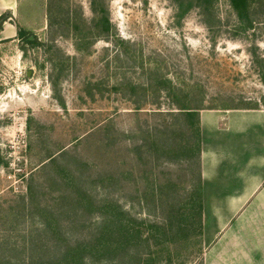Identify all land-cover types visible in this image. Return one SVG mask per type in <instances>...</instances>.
Returning <instances> with one entry per match:
<instances>
[{
	"label": "rangeland",
	"instance_id": "rangeland-1",
	"mask_svg": "<svg viewBox=\"0 0 264 264\" xmlns=\"http://www.w3.org/2000/svg\"><path fill=\"white\" fill-rule=\"evenodd\" d=\"M251 1L257 22L245 30L228 0L181 19L175 0H47L43 23L23 18L25 37L0 42V243L18 248L0 254L17 263L29 253L21 248L37 234V213L22 210L21 197L31 183L33 206L59 212L60 241L97 238L84 264H204L196 124L177 108L189 99L264 109V0ZM63 193L90 197L91 214L61 202ZM107 205L146 241L113 250L115 236L97 227Z\"/></svg>",
	"mask_w": 264,
	"mask_h": 264
},
{
	"label": "crops",
	"instance_id": "crops-1",
	"mask_svg": "<svg viewBox=\"0 0 264 264\" xmlns=\"http://www.w3.org/2000/svg\"><path fill=\"white\" fill-rule=\"evenodd\" d=\"M47 0H0V42L44 22ZM204 264H264V109H201ZM222 255V256H219Z\"/></svg>",
	"mask_w": 264,
	"mask_h": 264
},
{
	"label": "trees",
	"instance_id": "trees-1",
	"mask_svg": "<svg viewBox=\"0 0 264 264\" xmlns=\"http://www.w3.org/2000/svg\"><path fill=\"white\" fill-rule=\"evenodd\" d=\"M177 4V17L179 19L183 18L184 15L192 8L197 7L200 10V13L202 16H207L210 13L211 10V1L212 0H190V2H185L186 0H175ZM231 8L234 10L236 18L238 20L239 25L243 27V29L252 28L254 23L257 21L254 20V14L250 11V5L252 3L251 0H228ZM254 1V0H253ZM5 19L4 16L0 17V26L1 22ZM103 27L101 31H99L100 35L102 37H107L108 31H109V22L106 17H102V20L100 22ZM204 23L208 25V22L204 20ZM76 29V28H75ZM77 31V30H76ZM27 32L22 29H18V35L20 38L25 37V34ZM102 33V34H101ZM76 39L79 43L77 45L82 43V40L84 39V35H82L80 32H76ZM192 100L186 99L185 102H181L178 106L177 113H182L188 120L194 119V123L196 124V138H197V155L199 157L200 153V131H199V111L203 108H200L199 106L193 104L191 102ZM214 109V108H213ZM229 109H257L252 107H230ZM172 113V112H168ZM155 141V140H154ZM189 144L187 143V146ZM190 147V146H188ZM52 163H55L56 160L54 158L50 159ZM201 176H199V188L198 190V196H199V203H198V221L199 224H201ZM65 179V185L70 187V180L69 178ZM162 187H168L165 184L160 186V191ZM67 190H65L66 192ZM74 194V193H73ZM36 196L35 193V187L28 183L26 185V193L21 197L22 200V210H31L29 213L36 218L38 221V226L34 228L35 235H32L30 233L29 238H26L24 240L23 247L21 248L23 251H29L28 255L25 257H20V262L12 263L11 258L9 255H6L5 253L1 252L0 254V262H5L6 264H84L83 260L85 259L84 254L86 251L87 253H90L89 251L95 250L97 245V238L93 236L94 240L91 238V240L88 242V246L84 244L83 242H79L74 246L66 245L65 240H59V236L66 233V230L64 229L65 225L61 223V219L59 218V212L53 210L52 208H48L45 206L39 207V206H33V200ZM58 199L62 202H67L72 205H70L72 210H75L77 212V209H82V212L86 214V216L91 214V206H92V200L90 197L86 196H78L72 194L63 193L60 196H58ZM27 204L29 206H27ZM105 210L102 209V211L99 212V222H97L98 232L101 233V235H113L114 240L111 242L113 245L115 242V246L113 250H123L124 252L129 249H136L138 248V245L146 241L144 238H137V235L141 234V231L138 230L137 226L133 225L129 220L125 219L120 212V210L117 208L116 210L113 208L112 205L104 206ZM35 210V213H37L36 217L33 214L32 210ZM58 216V218H57ZM200 219V220H199ZM167 224V230L171 231L173 227L172 219L171 217L166 218ZM164 224V225H165ZM86 227V226H83ZM150 228H153V231H161V229L165 230L162 226H156L152 225ZM65 230V231H64ZM45 237H44V236ZM44 238V241H43ZM93 242V243H92ZM55 245V246H54ZM53 247H65V250L63 253L58 255L50 254L48 255L46 252H48ZM108 247V246H107ZM140 247V246H139ZM1 250L6 251H16L18 248L5 246L0 243ZM107 251V250H106ZM111 251V250H109ZM142 255V254H141ZM141 255L136 256L138 260H141ZM141 264V263H139Z\"/></svg>",
	"mask_w": 264,
	"mask_h": 264
}]
</instances>
